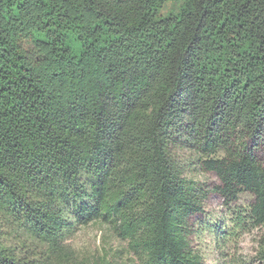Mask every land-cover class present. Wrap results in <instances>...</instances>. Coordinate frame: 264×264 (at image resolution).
I'll return each instance as SVG.
<instances>
[{"label":"trees","instance_id":"1","mask_svg":"<svg viewBox=\"0 0 264 264\" xmlns=\"http://www.w3.org/2000/svg\"><path fill=\"white\" fill-rule=\"evenodd\" d=\"M164 1L0 0V264H75L70 207L145 264H203L197 171L264 230V0Z\"/></svg>","mask_w":264,"mask_h":264},{"label":"rangeland","instance_id":"2","mask_svg":"<svg viewBox=\"0 0 264 264\" xmlns=\"http://www.w3.org/2000/svg\"><path fill=\"white\" fill-rule=\"evenodd\" d=\"M183 6L184 0H165L156 17L178 15ZM225 154L222 149L215 157ZM196 173L197 179L209 185L204 199L205 214L194 220L193 247L203 264H263L259 252L264 230L252 214L253 196L242 193L236 202L225 205L220 194L211 190L218 183L216 175L207 171ZM73 211L74 207H70L66 213L62 241L73 250L75 264H145L110 224L102 219L83 224Z\"/></svg>","mask_w":264,"mask_h":264}]
</instances>
